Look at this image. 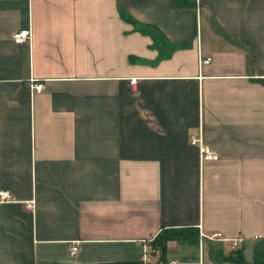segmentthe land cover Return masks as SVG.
<instances>
[{
    "label": "crops",
    "instance_id": "obj_1",
    "mask_svg": "<svg viewBox=\"0 0 264 264\" xmlns=\"http://www.w3.org/2000/svg\"><path fill=\"white\" fill-rule=\"evenodd\" d=\"M0 192V264H167L155 237L188 228L252 264L264 0H0Z\"/></svg>",
    "mask_w": 264,
    "mask_h": 264
},
{
    "label": "trees",
    "instance_id": "obj_2",
    "mask_svg": "<svg viewBox=\"0 0 264 264\" xmlns=\"http://www.w3.org/2000/svg\"><path fill=\"white\" fill-rule=\"evenodd\" d=\"M178 8H189L192 7L190 4L185 2H176ZM120 18L124 19L126 22L133 25L134 30H140V26L137 25L132 19L129 17L124 16L122 13H120ZM197 239V233L196 230L188 228V229H163L156 237H155V250L162 253L164 251L165 244L167 242L173 241L177 243L178 245H183L185 241L195 242ZM210 255L214 254L212 252V249L208 247V254ZM254 254V261L252 264H264V241L261 243H258L253 250ZM223 261L232 262L234 264H246L242 261L240 256L236 254V251L232 250L230 254L224 259ZM159 264H166V262L162 261Z\"/></svg>",
    "mask_w": 264,
    "mask_h": 264
},
{
    "label": "built area",
    "instance_id": "obj_3",
    "mask_svg": "<svg viewBox=\"0 0 264 264\" xmlns=\"http://www.w3.org/2000/svg\"><path fill=\"white\" fill-rule=\"evenodd\" d=\"M28 37H29V32L27 30H22V31L14 33L11 36V39H12L13 43L18 44V43L26 41L28 39ZM31 88L33 89V91L39 92L41 87H40V85H33ZM189 144L191 146H196L197 151H198V158H199L200 162H210V161H216L217 160L216 154H214L208 147L204 146L201 143V140L199 137L190 136L189 137ZM5 197H6V194L3 192H0V200H3ZM254 239H256V238H254ZM204 240L208 241V242L228 241L225 239H221L219 234H213L212 236L204 238ZM240 242H241V239L229 240L228 243L230 245V249L234 250L240 244ZM200 246L201 245L199 243V247ZM76 250H77V248L75 245L70 246V248L68 250L69 256H73L75 254ZM140 264H149L148 255H146L144 253L142 254ZM167 264H205V262L199 254V257L196 261H173V262H169Z\"/></svg>",
    "mask_w": 264,
    "mask_h": 264
},
{
    "label": "rangeland",
    "instance_id": "obj_4",
    "mask_svg": "<svg viewBox=\"0 0 264 264\" xmlns=\"http://www.w3.org/2000/svg\"><path fill=\"white\" fill-rule=\"evenodd\" d=\"M195 243V242H194ZM199 243V241H198ZM199 245H177L170 244L168 245V251L166 252V257L171 261H196L200 253L201 258L204 261H210V256L206 250L205 245L199 250L197 247ZM152 260H157L160 256L158 252H153Z\"/></svg>",
    "mask_w": 264,
    "mask_h": 264
}]
</instances>
